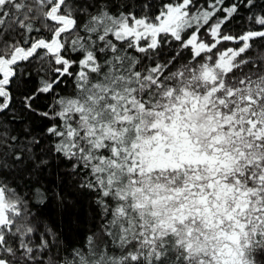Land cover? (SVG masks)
<instances>
[{
	"label": "snow or ice",
	"instance_id": "obj_1",
	"mask_svg": "<svg viewBox=\"0 0 264 264\" xmlns=\"http://www.w3.org/2000/svg\"><path fill=\"white\" fill-rule=\"evenodd\" d=\"M256 7L0 0V115L19 96L22 119L48 121L24 144L0 123V264H264ZM33 66L37 84L22 90ZM42 141L94 193L99 224L80 244L33 211L42 189L22 192L12 178Z\"/></svg>",
	"mask_w": 264,
	"mask_h": 264
},
{
	"label": "trees",
	"instance_id": "obj_2",
	"mask_svg": "<svg viewBox=\"0 0 264 264\" xmlns=\"http://www.w3.org/2000/svg\"><path fill=\"white\" fill-rule=\"evenodd\" d=\"M255 3L257 7L254 11L257 13L264 11V0H255ZM242 26V21L233 25L235 28ZM28 72L31 73V79L25 82L22 90H31L37 84L36 68L33 66L25 70L26 75ZM65 90L71 91L70 83ZM19 99L17 96L13 104L16 112H9L7 116L0 115V123H3L6 129H10L12 135L19 137V144H24L32 137L40 138L48 121L22 119L18 115ZM50 102L49 99L41 97L35 104L43 110ZM44 148L45 142L42 141L40 145L35 146L34 158H29V154L25 153L22 162L13 170L12 178L19 176L15 182L22 192L42 189L47 199L42 205L34 207L33 211L43 222L57 231L69 246L80 244L99 224V212L94 206V193L79 186L67 161L57 159L53 154L45 152ZM41 159L47 163L38 166Z\"/></svg>",
	"mask_w": 264,
	"mask_h": 264
}]
</instances>
